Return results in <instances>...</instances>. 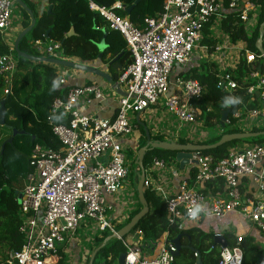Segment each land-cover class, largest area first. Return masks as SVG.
Instances as JSON below:
<instances>
[{"label":"built area","instance_id":"obj_1","mask_svg":"<svg viewBox=\"0 0 264 264\" xmlns=\"http://www.w3.org/2000/svg\"><path fill=\"white\" fill-rule=\"evenodd\" d=\"M86 1L109 30L125 39L132 64L116 82L122 94L117 89L113 91L118 98L114 118L101 119L80 110L81 105L105 99L106 92L98 84L71 87L65 99L53 101L47 121L60 148L36 145L32 150L19 210L23 244L11 252L7 264H60L64 258L69 264L81 234L91 231L120 240L126 250V264H176L177 247L168 234L156 243L157 253L150 259L146 258L150 245L145 243L141 231L135 233L137 240L131 243L118 235L119 226L129 219L126 203L120 202L119 197L130 176L123 138L134 133L130 120L137 114L139 120L140 115L154 107H163L181 125L197 123L201 111L194 103L202 98L205 87L175 71L188 68L197 57L202 59L200 51L203 55L208 53L220 73L218 89H239L235 71L241 59L252 64L264 56L252 53L243 42L231 44L223 22L230 13L238 12L251 32L261 7L254 0H165L163 10L146 17L140 29L128 18L117 15V11L124 10L119 1L110 7ZM15 4L14 0H0V34L4 39L16 26ZM205 40L217 42L211 54ZM34 48L43 58L71 61L59 41L37 40ZM13 52L12 47L9 54L0 57L5 95L12 94L18 71ZM61 76L60 83L66 85V77ZM243 81L249 84L247 94L252 100L257 99L263 109L236 112L226 125L243 128V123L250 121L252 127H264V71L253 68L243 75ZM162 139L179 143L181 138ZM138 143L134 142V151ZM194 160L197 164H190L183 171L176 162L165 160H155L145 169L144 188L165 202L168 224L185 230L184 222L197 224L206 218L223 219L236 214L264 235V144L239 145L219 161L200 153ZM193 168L194 176L190 174ZM175 180H179L177 188L171 187ZM215 182L223 183L224 190L206 194L205 187ZM242 238L236 237L234 247H219L218 264H243ZM195 257L199 258V254L195 253Z\"/></svg>","mask_w":264,"mask_h":264},{"label":"trees","instance_id":"obj_2","mask_svg":"<svg viewBox=\"0 0 264 264\" xmlns=\"http://www.w3.org/2000/svg\"><path fill=\"white\" fill-rule=\"evenodd\" d=\"M22 1L33 11L37 20L34 29L20 43L19 49L22 53L37 57L41 56L35 50L34 43L37 40H45L48 36L49 39L62 43L64 54L70 60L76 59L80 63L89 66H96L98 63L107 65L115 82L132 64V57L127 49L125 39L121 34L109 30L104 20L90 11L86 0H50L52 12L49 14L47 11L41 17L38 16L35 6L29 0ZM94 1L104 7H110L117 2V0ZM254 1L261 7V14L253 31H247L246 25L241 22L238 12L229 14L228 19L223 22V29L231 44L235 45L243 42L247 45L249 51L259 55L256 44L260 37V25L264 22V0ZM119 2L122 3L124 10L117 11V15L128 18L134 25L142 29L144 19L161 12L165 0H142L130 14L127 13V9L132 7L136 0H120ZM20 10L26 19L25 30L30 26L31 19L27 12L22 8ZM72 29H74V35L67 37ZM104 38L107 47L101 53L98 45ZM216 43V40L204 41V44L209 46L210 54L215 49ZM10 52L11 47L4 42L0 34V57ZM13 53L16 56L18 71L14 77L11 95L4 94V82L0 78V103L3 100L5 101L7 109L6 125L18 132H24V134L18 135L14 139L13 145H6L3 151L1 146L6 140L0 138V264H7L11 252L19 250L23 244L19 232L20 205L18 204V197L23 190V179L30 173L29 160L23 167L16 166L14 160L19 156L14 154L15 158L12 160V156H8V152L16 143L21 144L25 140L31 142L29 144L31 153L36 145L59 150L60 143L52 134L47 119L53 101L57 98L65 99L71 88L60 83L62 76L59 70L53 68L52 65L25 60L19 58L15 52ZM253 68L261 72L264 71V59H257L252 64H247L244 58L241 59V63L235 71L240 88L232 92L218 89L220 73L214 63L204 61L201 66L191 67L187 72L176 73L181 77L197 80L205 87L202 98L194 103V107L201 111L197 121H201L206 129L212 133L217 129L222 131L217 136L212 135L209 141L204 143H188L182 140L180 144L213 145L218 143L224 135L245 132L242 128L231 129L229 125H226L223 129L220 122L223 113L227 109H230L229 120L236 112H244L245 109H263L257 99L252 100V97L247 94L246 87L249 84L243 81V75ZM12 117L13 120H11ZM237 122L232 120L233 124H237ZM0 128L12 132L9 128ZM138 128L143 138L141 143L136 146L135 152L137 154H139L141 148L147 146L145 128L140 124ZM225 129H228V131H224ZM149 132L151 133L150 130ZM249 132H264V127H252ZM152 140L155 142L164 141L162 138L156 137ZM242 143L263 145L264 136L250 140L234 141L217 149L203 151L200 155L211 156L219 161L226 157L230 150L235 149ZM133 145L135 144L133 143ZM176 156L177 153L175 152L159 149L149 150L143 160L144 167L147 169L155 160H165L169 163L176 162ZM135 160L137 164V158ZM137 168L139 169L138 165ZM195 172L196 169L193 168L190 174L194 176ZM222 190H224L223 183L215 182L206 186L204 192L208 194L210 191L214 193ZM135 195L139 209L132 213L128 223L142 210L137 187ZM144 195L150 207V212L128 236L141 231L146 244H156L166 234H168L170 241L181 236L184 249L181 251L180 256L184 254L193 261V264H196L198 258L195 257L194 252L188 249L192 248L199 254L202 264L219 263L221 249L214 245V234L205 235L199 228L180 230L178 226H170L167 220L165 202L150 189L144 188ZM127 224L121 227L120 230ZM108 238L109 235L105 234L102 238L95 240V246L100 250L93 264H115L120 255L126 252L120 240L113 239L106 242ZM224 238L230 247L236 245L237 239L235 236L224 234ZM240 246L244 253L243 264H264V247L253 236H244ZM89 262L90 260L88 264ZM60 264H65V258ZM176 264H180L179 257L176 259Z\"/></svg>","mask_w":264,"mask_h":264},{"label":"rangeland","instance_id":"obj_3","mask_svg":"<svg viewBox=\"0 0 264 264\" xmlns=\"http://www.w3.org/2000/svg\"><path fill=\"white\" fill-rule=\"evenodd\" d=\"M18 13L21 14L22 12H21L19 6H17L15 4L14 5V20H13L15 25L19 24ZM258 19L259 18L256 19V21H257L256 26L258 24ZM19 34H18V36H19ZM17 37L14 35L12 36L10 34H7L9 44L15 45V41H16ZM221 46H223V45H221ZM198 54H200L199 56H201L202 59L197 57V59L194 61V64H197V66H201L203 64V62L207 61V60H209L208 61L209 63H212L211 62L212 59L210 56H208V53L203 55L204 54L203 51H200V53L198 52ZM52 67L59 70L61 75L65 76L66 78H70V74L77 71V70L59 67V66H55V65H52ZM161 102H163L162 99H161ZM151 111H153V113L150 112L148 114L146 112V113L140 115L139 120H138V114L135 115L132 118V120H130L134 126V133L132 135H129L128 137L123 138V141H124V152L123 153H124L125 158H126V165L130 170V176H129L128 180L123 184L124 190H123L122 194L121 193L119 194V197L121 198V200L125 201V203H126L125 210L127 211V213L125 212V214H127V216H129V219H130L132 213L136 212L139 209L138 200L136 198L135 191H136V187L138 185L137 183L139 182L140 169L137 168V164H136V160H135L136 158H138V154L133 149V143L134 142L141 143L142 138H143V135L138 128L139 124L142 125L144 128L146 127V128H148V130H151L150 134H151L152 138H155V137L156 138H163L166 136V134H169L171 136H175V138L180 137L181 139L179 140V143L182 140L187 141L188 143H204V142L209 141V139L212 137V135L217 136V135L221 134V132H222L218 129L216 131H214L213 133L210 132L209 130L206 129V127L204 126V124L201 121H197V123L193 124V125L192 124L191 125H189V124H182L181 125L179 120L176 117H174L173 115L169 114L163 107L162 108L161 107L160 108L154 107L151 109ZM167 118H168V121L166 120ZM13 119L14 118L12 117L11 120H13ZM160 119H162L161 121H164V124H162L163 130L156 129V128L153 129V125H154L153 123L158 122ZM252 126H253V124L250 121L245 122V123H243L242 130L245 132H249L251 130ZM163 131H164V133H162ZM224 131H228V129H225ZM154 132H158V133H154ZM12 136H13L12 132L6 130L5 128H0V138L1 139H3V140L5 139L7 141L10 138H12ZM7 137H8V139H7ZM25 141H22L21 144L16 143V145L13 146L12 148H10V150L8 152V156H12V160H14V158H15L14 154H17L19 156L18 158H15V160H14L15 165L19 166V167H23L24 164H27V161L29 160V158L31 156V150L29 147V144L31 142H29L28 140L26 142ZM0 143H1V141H0ZM139 143H138V145H139ZM3 144H2V146H3ZM242 145H246V144H243V143L240 144V146H242ZM2 146H1V149H2ZM150 179H153V178L150 176ZM23 186H24V181H23ZM229 217H230V219L233 218V220H234L233 227L237 228L239 226L238 218L240 216H238L236 214H232V215H229ZM229 217L227 216L223 219L206 218L202 224H197V225H192V224L188 223V224H186V229L188 230L191 228H199L205 235H213V234L215 235V233L220 232L222 227H225V226H228L229 224H231V223L228 224V221H227V218H229ZM129 219H128V221H129ZM244 225L247 228V230L249 232H251V236H253L256 241H259V244L264 247V235L255 227L249 225V223L248 224L244 223ZM119 228H121V227L119 226ZM95 229H96V227H95ZM102 237L103 236H98L96 231L82 233L80 236V239H79L80 243L78 244V248L74 251V253H72L71 256H73V257L70 259L69 264H88V261L91 259L92 255L97 250V248L95 246V240L97 238H102ZM109 237H111V236L109 235ZM131 237H134L135 241L137 240L135 237V233L128 236L126 238V240L131 243V241H132V240H130ZM117 262H118V260H117ZM179 263L180 264H193V261L190 258H188L186 255L183 254V255L179 256Z\"/></svg>","mask_w":264,"mask_h":264},{"label":"water","instance_id":"obj_4","mask_svg":"<svg viewBox=\"0 0 264 264\" xmlns=\"http://www.w3.org/2000/svg\"><path fill=\"white\" fill-rule=\"evenodd\" d=\"M14 1H15L17 6H19L25 12H27V14L29 15V17L31 19L30 26L27 29L23 30L19 34V36L17 37V39L15 41L14 52L16 53V55L19 58H23L25 60H29L32 62L55 65V66H59V67L78 70V71H82V72H86V73L96 75V76L102 78L104 81L108 82L110 84V86H112V88L117 89L119 94H122L120 89L117 88L116 82L112 79V77L109 74H107V73H105V72H103L97 68L87 66L83 63H76L73 61H65V60L47 59V58H43V57H37V56H32V55L22 53L19 49L20 43L25 38V36L27 34H29L34 29V27L36 26L37 20H36V17L34 15L33 11L22 0H14ZM117 1H120V0H117ZM141 1L142 0H136L134 5L132 7H130L129 9H127V13L130 14L131 11ZM51 12H52V6H49L48 13L50 14ZM259 32H260V37L257 41L256 47H257L259 53L264 56V49H263L264 22L260 25ZM73 35H74V29H72L70 31V33L67 35V37H71ZM47 38H48V36H47ZM98 47H99V50L101 53H103L105 51V49L107 47L106 43H105V38L98 45ZM6 113H7V109L5 106V101H2L0 103V127L9 128L13 132L12 138L7 140L3 144L2 151L5 149L6 145H12L14 139L18 135L24 134V132H18L17 130H15L11 127H8L6 125ZM229 114H230V109H227L223 113V116H222V119L220 122V126L223 129L226 126V122L228 120ZM145 131H146V138H147V146H145L139 150V154H138V158H137V165L140 169L139 182L137 185V193H138L139 202L142 206V210L124 228H122L118 232V235L121 239H124L126 236H128L133 231V229H135L139 225L141 220L144 219L150 212V207H149V205L146 201L145 195H144V186H145L146 174H145V167H144V163H143L144 157L149 150L159 149V150H163V151H167V152L177 153L176 163L179 165L180 170L183 171L186 169V167L190 166V164L196 165L197 161L194 160V157H196L199 153H201L203 151H207V150H211V149H217V148H220V147H222L226 144H229L231 142H234V141H244V140H250V139L258 138L260 136H264V132H256V133L243 132V133L224 135L218 143L213 144V145H195V144L183 145V144L175 143L172 141H163V142L157 141V142H155L152 140L151 134L146 127H145ZM21 198H22V194H20L18 197V204L19 205L21 203ZM115 238L116 237L113 235V236L109 237L106 242L113 240ZM173 244L177 247L176 257H179L181 254V251L184 249V247L182 246V237L180 236V237L176 238L175 240H173ZM214 245L217 247H220V248H228L229 247V244L227 243L226 239L222 235H215L214 236ZM188 249L191 252L197 253V251L192 249V248H188ZM99 250L100 249H97L94 252V254L92 255V257L90 259L89 264L94 263V259H95ZM125 259H126V254L125 253L121 254L120 257L118 258V264H126ZM196 264H202L201 258L197 259Z\"/></svg>","mask_w":264,"mask_h":264},{"label":"crops","instance_id":"obj_5","mask_svg":"<svg viewBox=\"0 0 264 264\" xmlns=\"http://www.w3.org/2000/svg\"><path fill=\"white\" fill-rule=\"evenodd\" d=\"M29 1L35 6L36 13L38 14L39 17H41L45 12H47L49 9V6H51L50 0H29ZM18 18H19V24L16 25L14 31L12 33H10V35H12V36L14 35L16 37L18 36V34L20 32H22L24 30V24H26V19H25L23 13H21V14L18 13ZM3 40L7 45H9L11 47V49H12V47L14 48V45L9 44L7 37H5V39L3 38ZM38 57H42V56H38ZM196 59L197 58H195V60ZM71 61L80 63L76 59H72ZM87 66H89V65H87ZM91 67L97 68V69H99V70H101V71H103V72H105L111 76L107 65H103L101 63H98V64H96V66H91ZM191 67L192 68L197 67V64H194V62H193L186 69L177 68L175 71V74L178 72H187V70H189ZM66 79H67L66 85L69 87H74V86L83 87V86L90 85V84H98V85L102 86L106 92L105 99L102 102L94 101L91 105H81L80 110H81L82 114L98 117L101 119H111V118L115 117V115L117 113V107H118V98L116 96H114V92H113L114 88H112V86H110V84L108 82L104 81L102 78H100L96 75L86 73V72H82V71H78V70L76 72L71 73L70 78H66ZM150 112L153 113V111H149L147 113L149 114ZM162 119H160L156 123H153L154 124L153 129L156 128V129L163 130L162 124H164V121H161ZM166 120L168 121V118ZM158 132H154V133H158ZM162 133H164V131ZM166 136H171V135L166 134ZM178 185H179V180H175L174 182L171 183V187H174V188H177ZM123 190H122L121 194L123 193ZM168 190H171V189L168 188ZM173 191H175V190H173ZM120 202H121V199H120ZM227 221H228V224L229 223H231V224H229L228 226L222 227L220 232H219V233L223 234V236L225 233L226 234L229 233L235 237L251 236V232H249L244 225V223L248 224V222H245L242 218H240V217L238 218L239 226L237 228L233 227V224H234L233 218L230 219V217H229V218H227ZM127 223H128V221L125 224H127ZM202 223H197V224H202ZM125 224H123L121 227H123ZM186 224H188V223L184 222L185 230H186ZM197 224H192V225H197ZM249 225H251V224L249 223ZM251 226H253V225H251ZM215 234H218V233H215ZM133 239H134V237H131L130 240H133ZM148 245H150V246L148 248L149 250L146 253V258L150 259L157 253V244H148ZM116 264H117V262H116Z\"/></svg>","mask_w":264,"mask_h":264},{"label":"flooded vegetation","instance_id":"obj_6","mask_svg":"<svg viewBox=\"0 0 264 264\" xmlns=\"http://www.w3.org/2000/svg\"><path fill=\"white\" fill-rule=\"evenodd\" d=\"M9 127V126H8Z\"/></svg>","mask_w":264,"mask_h":264}]
</instances>
